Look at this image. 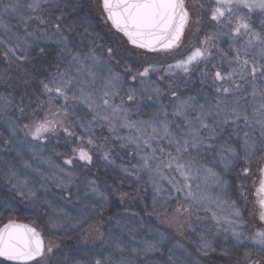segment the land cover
<instances>
[{"label":"trees","instance_id":"16d2710c","mask_svg":"<svg viewBox=\"0 0 264 264\" xmlns=\"http://www.w3.org/2000/svg\"><path fill=\"white\" fill-rule=\"evenodd\" d=\"M31 2L32 0H0V21L11 29L10 32L0 30V40L5 42L0 44V170L14 171L16 177L11 181L23 183L27 180V187L21 189L25 195H18V206L7 210L0 207V226L9 220L23 221L33 225L43 236V256L28 264H95L96 259L103 262L109 256L116 264H247L248 257L251 261H264V253L257 251L259 246L254 245L250 239L257 227L264 231V224L256 212L251 220L246 219L245 212L237 220L239 228L235 230L242 233L238 240L232 235L233 229L223 225L221 215L210 205L211 210L207 212L202 208L195 212L190 209L185 211L188 202L163 178L142 167L139 156L143 152L137 154L133 145L118 140L109 132L106 124L103 127L108 132L99 133V129L103 130V127L98 120L93 127L88 128L93 114L90 111L82 112L83 108L81 104H77L78 101L71 102L69 99L67 102L69 130L72 135L58 133L53 141L55 144L66 143L68 138L63 151L56 153L55 148L50 150L51 144L48 141L41 144L26 135L28 129L25 125L30 126L34 119L35 122L42 119L39 117L41 113L37 112L35 115L34 110H39V104L49 106L41 81L47 82L52 79L53 73L67 68V61L70 59L60 51L63 45L58 42L61 40V33L55 28L57 17H60L61 32L68 37L69 47L73 52L87 53L89 48H94V54L102 55L113 71L121 74L126 81L122 90L126 104L129 103L128 75L136 74L144 67L141 61L135 60L136 57L127 59L129 52L121 51L116 38V35L121 36L111 26L110 32V27H106L96 16L93 0H55L60 7H52L53 0H49L36 13H30L27 8ZM9 3H18L20 6L15 12H4L5 5ZM61 13L64 15L61 16ZM20 14H31L44 19L46 23L41 25L39 19H33L28 21L25 28ZM244 15L249 16L247 13ZM228 38V41L233 39L231 36ZM212 47V50H216L217 45L213 44ZM8 48H12L16 55L8 52ZM41 48L44 52H41ZM109 48L112 50L111 58ZM217 48L219 53L213 55L214 65L223 62L222 50L227 47L219 44ZM172 60L174 59L171 58L168 63ZM159 67H163L162 61L155 68ZM127 69H131V72ZM141 80L146 82L144 78L137 77L132 86L139 89ZM156 80L155 75H150L148 79L151 84ZM73 85L76 86L75 82ZM68 94L71 97L72 92ZM151 96L155 99L148 101L150 106L147 114L152 120L156 114L151 110L157 100L156 94ZM145 101L146 94L130 102L135 107L134 113L137 116L141 115L142 103ZM116 102L119 103V98ZM62 103L61 98L55 102L56 107ZM175 127L172 124V128ZM79 128L86 132H81L83 135L78 133ZM119 130L120 128L117 130L120 136L128 135ZM231 131V127L225 129L221 142L231 143L239 154L243 130L239 131L238 136L229 135ZM78 138H82L80 145L91 149V164L73 159V148L79 145ZM89 138L94 141L95 147L87 144ZM121 144L125 146L122 147ZM164 147L167 148V145ZM105 153H108V160L104 159ZM261 153L258 152L255 157ZM213 156L214 153L204 154L200 163L213 167L220 180L227 182L210 188L209 195L212 199L220 197L214 208L223 207V203H234L241 209L242 197H247L249 193L253 198L255 192L251 179L243 172L244 167L239 166V161L244 159L242 154L228 169L218 159L213 164ZM68 158H72L73 163L66 166L63 161ZM2 175L8 180L7 172L0 173V177ZM192 183L195 186L196 181ZM90 184L98 192H93ZM29 189L34 193L33 197L27 196ZM9 196V191L0 186V200L12 202L8 199ZM213 211L219 222L213 219ZM241 220L243 223L239 222ZM202 238L210 244L207 254L199 250ZM118 242L124 247L123 252L117 250ZM146 242L155 244L157 250L147 254L140 251L146 246ZM49 248L51 252L48 251ZM133 248L137 249L135 253ZM0 264L14 263L0 260Z\"/></svg>","mask_w":264,"mask_h":264},{"label":"snow or ice","instance_id":"6c2138e0","mask_svg":"<svg viewBox=\"0 0 264 264\" xmlns=\"http://www.w3.org/2000/svg\"><path fill=\"white\" fill-rule=\"evenodd\" d=\"M48 3L49 0H32L27 8L30 13H36ZM19 6L18 3H9L5 5L4 12L9 10L15 12ZM52 7H60V4L53 0ZM204 7L205 5L201 4V8ZM103 8L107 19L117 31L127 37L132 45L149 52L170 51L177 47L190 19L185 0H103ZM241 9H247L248 13L259 10L264 14V0H215V5L211 9L210 19L218 25L230 27L232 38L248 36L243 44L235 47L236 55L229 61V70L215 71L214 100L206 98L204 103L198 104L194 97L180 99L175 92H172L174 100L178 101L173 105L172 119H168V112L164 111V119L153 117L150 121L129 119L131 109L125 106L126 101L122 95L126 81L120 73L113 71L102 55L94 54V48H89L87 53L73 52L69 47L68 37L61 32L60 17H57L55 28L61 33V40L58 42L63 45L60 51L67 54L70 59L67 61V68L53 73L51 80L41 81L43 92L48 96L49 107L42 120L31 126L25 125L28 129L26 135L41 144L46 143L49 134H55L58 128H64L68 135H72L65 127L63 119L69 115L66 107L69 99L79 101L93 114V120L88 122V128L93 127L97 120L101 122V127L106 124L109 132L118 140L133 145L137 154L144 153L139 156L143 168L155 172L161 178H165V170L173 173L168 177L169 183L183 200L188 202L185 211L190 209L195 212L200 211L201 208L206 212L210 211L208 205L212 202V197L204 189L227 182L220 180L213 167L199 162L203 155L214 153L212 163L215 164L218 159L224 168L228 169L240 154L250 164L253 156L258 152H264V30H254L248 22V17L241 13ZM63 15L61 13V16ZM33 19L39 18L31 14H20V20L25 28L28 21ZM260 22L264 25V16L261 17ZM39 23L43 25L46 21L39 19ZM0 30L11 31L2 21H0ZM209 39L212 37L206 38L201 44L206 45ZM4 43V40H0V44ZM8 52L13 56L16 55L12 48H8ZM41 52H44L43 48ZM108 53L111 58L110 48ZM211 55L208 47H194L185 58L175 65H169V70L176 68L187 74L192 70L193 65L207 61ZM24 58L26 59L27 56L25 55ZM157 70L146 67L142 72L133 74L131 79L136 81L137 77H147L150 71ZM127 71L131 72V69ZM201 75L207 79L209 74L205 72ZM73 82L76 85L74 90L70 88ZM201 82L203 83V79ZM144 83L145 81L141 80V84ZM168 87L172 88L173 85L169 83ZM70 91L71 97L68 94ZM148 91L145 88L137 89L128 85L127 101H134ZM151 92L156 93L157 97L163 94L160 87H153ZM61 98L64 104L56 107L55 102ZM117 98L119 103H116ZM160 108L163 110L164 106L161 104ZM159 114V112L156 114L157 117ZM181 120L183 123H180ZM172 124L176 125L175 130ZM121 127L130 130L128 135L118 134L117 130ZM228 127L232 129L229 135L238 136L239 131L243 130L239 154L231 143L221 142L222 134ZM255 131L259 132V137L252 135ZM133 132L135 135L132 134ZM87 144L95 147L91 138L87 140ZM165 144L167 148L164 147ZM121 146L125 145L121 144ZM90 150L82 145L73 148L76 157L88 164H91L93 159ZM104 159H109L108 153L104 154ZM72 163V158L64 160L66 165ZM249 171L248 167H244L245 175ZM14 177L16 173L11 172L9 180ZM193 181H196L195 186ZM68 183L70 184L71 180ZM89 186L93 192H98L94 186L91 184ZM12 187L17 189L18 195L23 196L25 193L21 189L27 187V180L23 183H13ZM27 196H34L31 189L28 190ZM255 196L260 209L259 220L264 223V167L260 168L259 187L255 191ZM219 200L220 197L217 196L216 201ZM229 208L232 210V216L241 217V212L234 203H229ZM213 219L219 222L214 211ZM225 219L229 224L236 222L227 217ZM239 222L243 223L242 220ZM232 235L239 240L242 233L233 229ZM250 239L254 245L259 246L257 251L264 253V231L257 230ZM209 247L210 244L202 238L199 250L207 254ZM116 248L121 252L125 250L119 242ZM155 250H157L155 244L146 242V246L140 251L147 254ZM48 251L51 252V248ZM132 251L135 253L137 249L133 248ZM43 254V240L34 228L14 222H9L0 228V257L14 264H28L29 261ZM95 264H116V261L109 256L103 262L101 259H96Z\"/></svg>","mask_w":264,"mask_h":264},{"label":"flooded vegetation","instance_id":"af4514ba","mask_svg":"<svg viewBox=\"0 0 264 264\" xmlns=\"http://www.w3.org/2000/svg\"><path fill=\"white\" fill-rule=\"evenodd\" d=\"M190 1L197 5L198 16H197V29H196L195 33H193L192 37L189 39V41L187 43H184V38H185V34H186V29H187V26H186L178 46L175 47L174 49L170 50V51L148 52L145 50H141V49L129 46V47H131V49H133V51L138 50V51L142 52L143 55H149V54L161 55V56L157 57L156 59H151V60L146 56L144 58L143 57L138 58V57L134 56V54L132 52H129V55H127V59L132 60V59H134V57H136L135 58L136 61H141V63H143L144 67H142L140 72H142L144 70V68H146V67L155 68L159 61L163 62L162 68L159 67V68H157L158 69L157 71H150L147 77H143L146 80V82H145L146 84L145 83L142 84V85H155L156 87H160L162 89L163 94L160 95L159 97L156 96L157 101L155 102V105L152 106V110H151L155 114H157L158 112L160 113L158 117H157V115L155 116L157 119H160V120H162L164 117V115H163L164 111H167L168 117L172 118L171 113L173 110V105H174V103L178 102V101L174 100V98L172 96V92H175L180 99H187L190 96L194 97L195 101L198 104L204 103L206 98L208 100H214V97L216 96V93H215V90L213 87V78H214L215 71L217 69H219L222 72H227L229 70V61L232 60L233 57H235V55H236L235 47L240 45V44H243L244 40L248 39V36H244V37L235 38V39L233 38L231 41L230 40L228 41V39H229L228 36H231L230 28L224 27L223 25H218L215 21H212L210 19L211 9L215 5V0H211V2H209L208 0H190ZM187 2H188V0H185V4H187ZM201 4L205 5V7L201 8ZM240 11L243 15H244V13H247L249 15L246 17H248V22L252 25L254 30H261V29L264 30V25H262L260 22L261 17L264 16V14L260 13L259 10L255 11L253 13H248L247 9H241ZM228 29H229V33H228ZM208 37H212V39H209L207 41L206 45H202L201 42L204 41ZM213 44L217 45V47L219 44H221L224 47H227L224 50H222V51H224V52H222V57H221L223 62L221 64H218V65H214L213 55L216 56V53H219V49L216 47V50H212ZM202 46L208 47L210 52L212 53V55L209 57V59L207 61H201L200 63L193 65L192 70L187 74H185L180 69H176V68L169 70V65H175L179 60L185 58L188 54H190V51L194 47H202ZM229 53L231 55H229ZM171 58H173L174 60H172L171 63H168V61ZM249 58H251V57H249ZM44 67L47 69V65H45ZM205 72L209 74L207 79H204L201 75V73H205ZM132 75H133L132 73L128 75L129 80H130V85H132V82H133L131 79ZM150 75H155V77H157L156 82H152V84L149 83V82H151V81H148V79L150 78ZM202 79H203V83L201 82ZM169 83H171L173 85L172 88L168 87ZM152 98H153V100L155 99L154 96H151L148 93L146 94V101L142 103V107H141L142 112L140 113L141 114L140 116H137V114L134 113L135 107L133 105H131L130 102L127 103L125 106L127 108L131 109V115L129 116V119L134 120V121L135 120L150 121L151 120V118H149L150 115L147 114L149 111V106H150L148 104V101L152 100ZM167 99H168V101H167ZM70 101L74 102L71 99H70ZM63 104H64V101L61 105H63ZM77 104H79V105L81 104V106L83 108L82 112L88 113L89 110L84 104L80 103L79 101ZM161 104L164 106L163 110L160 108ZM48 107L49 106H45L44 104H39V108H38L39 110H34L35 115L37 114V112H40L41 114L39 115V117L43 119L44 116L47 114ZM66 107L68 110L69 109L68 104L66 105ZM165 107L167 108V110H165ZM143 110L145 113L143 112ZM154 110H156V111H154ZM34 111H33V113H34ZM33 113H32V116H33L32 118L34 119L35 116L33 115ZM68 113H69V110H68ZM68 117H69V115L63 119V122H64L65 127L68 129V132H70ZM42 119H40V120H42ZM40 120H38V121H40ZM33 122L35 123V119L31 123H33ZM180 123H183V121L181 120ZM33 124H31V125H33ZM77 131H78V133L86 132L83 130V128H79V129H77ZM98 132L99 133H106L108 131L103 127V130L99 129ZM119 132H124V133L128 134L130 132V130L127 128H120ZM58 133L65 134L66 136L68 135L64 128H58L57 133L49 134L48 139H47L48 144L49 143L51 144V147L49 146L50 150L55 148L56 153L63 151L65 144H68V141H69L68 138H66V143L60 142V144H58V143L55 144V142H53V141H54V138L58 135ZM81 134L83 135V133H81ZM132 134H134V132ZM77 140H78L79 145H80V141H82V139L78 138ZM52 144H54V145L52 146ZM73 157H74L73 159H76L77 158L76 154H74ZM260 159H262V160H260ZM78 161L83 163V164L86 163V162L80 161L79 159H78ZM199 162H201V160ZM263 165H264V152H262L261 154H259L256 157L253 156L250 164L247 163L244 159L239 161L240 167H248L250 169V171L247 175H248V178L251 179L250 182H252V183L257 181V179H258L257 172L259 171V173H260L259 167L262 168ZM66 166H69V165H66ZM253 169H255V174L253 173V171H254ZM10 171H12V170H0V173L7 172V174H8V176H7L8 180H6L4 175H2V177H0V186L5 191H9L10 196L8 199L12 200V202L10 201L9 203H6L5 199L0 200V207L2 210H7L9 208H16L18 206V203H19L17 189L12 187V184L17 183V181H15V180L10 181L9 180V176H10L9 172ZM12 172H14V171H12ZM250 174H252L251 177H250ZM259 180H260V177H259ZM255 203H256V198H255L254 204ZM243 211H246V209L245 210L243 209ZM247 211H260V209H259V206H257L254 209H247Z\"/></svg>","mask_w":264,"mask_h":264},{"label":"rangeland","instance_id":"374dc122","mask_svg":"<svg viewBox=\"0 0 264 264\" xmlns=\"http://www.w3.org/2000/svg\"><path fill=\"white\" fill-rule=\"evenodd\" d=\"M101 0H93V2H94V6H95V14H96V16L100 19V21L106 26V27H110V25H108L109 23H107V21H106V19H105V16H104V14H103V12H102V9H101V2H100ZM209 2H211V0H208ZM212 5V4H211ZM186 6H187V9H188V11H189V14H190V19H189V23H188V25H187V29H186V34H185V38H184V43H187L188 41H189V39L192 37V35H193V33H195V31H196V29H197V16H198V12H197V5L195 4V3H192L190 0H188V2H187V4H186ZM258 11V10H257ZM112 31V29H111V27H110V32ZM113 33H114V31H113ZM117 34V33H116ZM115 33H114V35H116ZM116 38H117V40H118V42H119V44H120V47H121V51L123 52V53H128V52H132L133 54H134V56H136V57H148L150 60L151 59H156L157 57H159V56H161V55H158V54H149V55H143V53L142 52H140V51H138V50H131L130 49V47H129V45L127 44V42L124 40V38H122V36L121 37H119L118 35H116ZM72 87H76V86H72V85H70V88H72ZM153 87H156L155 85H142L139 89H141V88H145V89H148L149 91L148 92H145L144 94H143V96L145 95V94H151V95H155L156 93H154V92H151V89L153 88ZM73 101V100H72ZM133 135H135V133L133 134ZM252 135H254V136H256V137H259V132L258 131H255V132H252ZM260 160H262V159H260ZM220 163V162H219ZM221 164V163H220ZM259 169H260V167H259ZM148 170V169H147ZM254 171H253V173L255 174V169H253ZM171 175H173V173H170V172H167V170H165V178H163L170 186H172L171 185V183H169V179H168V177H170ZM252 176V174H250V177ZM257 176H258V179H257V181L256 182H254V183H252V187L254 188V191H256L255 189H257V187L259 186V177H260V173H259V171L257 172ZM217 186H219V185H217ZM173 188V187H172ZM205 190V189H204ZM27 191V190H26ZM175 191V190H174ZM206 191L208 192V194H210L211 192H210V188H208V189H206ZM28 192V191H27ZM243 198V207H241V209H239L240 210V212H241V214H243V212H245V217H246V219L247 220H251V219H253L254 218V216H255V214L257 213V215L259 216V211H247V209H254L255 207H257L258 205L255 203L254 204V202H255V198H256V196H255V192H254V196H253V198L252 197H250V194L248 193V195H247V197L245 196H243L242 197ZM222 200V199H221ZM220 201V200H219ZM216 199H212V202L211 203H209V205H210V207H213V210L214 211H217L218 213H219V215H221L220 216V219H221V221H222V223H223V225L225 226V227H231L232 229H236L237 227L239 228V223L237 222V220L239 219V218H237V217H234V216H232L231 215V208H229V205L228 204H225L224 205V203H223V207H221V208H218V209H216V207L214 208V205L216 204ZM243 209L245 210L246 209V211H243ZM256 212V213H255ZM228 218V219H231V220H234V221H236L235 223H232V224H229L228 223V220L227 219H225V218ZM255 220L256 221H258L256 218H255ZM256 221H254L255 223H256ZM264 224V223H263ZM257 230H258V227H257ZM256 230V231H257ZM246 256H247V254H246ZM248 257V256H247ZM250 258L248 257V260H246L247 261V264H264V261L263 260H257V261H251V260H249Z\"/></svg>","mask_w":264,"mask_h":264},{"label":"water","instance_id":"95a60500","mask_svg":"<svg viewBox=\"0 0 264 264\" xmlns=\"http://www.w3.org/2000/svg\"><path fill=\"white\" fill-rule=\"evenodd\" d=\"M101 8H102L103 14H104V16H105L107 22H108L109 25L112 27V29H113L115 32H117L118 34H120V35L124 38V40L127 42V44H128L129 46L134 47V48H137L136 46L132 45V44L129 42V40L127 39V37H125L121 32L117 31V30L113 27V25L111 24V22L107 19V14H106V12H105V10H104V8H103V0H101ZM181 38H182V37H181ZM180 40H181V39H180ZM179 42H180V41H179ZM138 49H141V48H138ZM141 50H145V49H141ZM145 51H147V50H145ZM148 52H149V51H148ZM156 52H159V51H156ZM263 167H264V165H263ZM9 222H14V223H17V224H22V225H27V226H29V227L34 228V229L40 234V232H39V231H38L33 225H31V224H29V223H26V222H23V221H18V220H9V221L5 222L4 224H2V225L0 226V228H3L4 225H5V224H8ZM40 235H41V234H40ZM41 238H42L43 243H44V238H43L42 235H41ZM44 249H45V243H44ZM41 257H42V256L37 257V258H35L34 260H37V259H39V258H41ZM0 260H3V261L8 262V263H14V262H12V261H8V260L4 259L3 257H0ZM34 260H31V261H29L28 263H30V262H32V261H34Z\"/></svg>","mask_w":264,"mask_h":264}]
</instances>
